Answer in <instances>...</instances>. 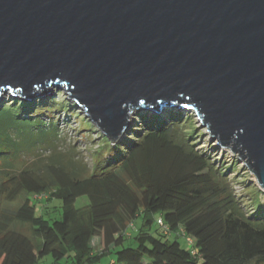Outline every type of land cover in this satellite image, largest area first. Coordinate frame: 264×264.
<instances>
[{"label": "water", "instance_id": "water-1", "mask_svg": "<svg viewBox=\"0 0 264 264\" xmlns=\"http://www.w3.org/2000/svg\"><path fill=\"white\" fill-rule=\"evenodd\" d=\"M66 91L116 142L194 110L264 190V0H0V94Z\"/></svg>", "mask_w": 264, "mask_h": 264}, {"label": "trees", "instance_id": "trees-1", "mask_svg": "<svg viewBox=\"0 0 264 264\" xmlns=\"http://www.w3.org/2000/svg\"><path fill=\"white\" fill-rule=\"evenodd\" d=\"M177 119L146 121L135 140L114 149L104 136L111 157L97 153L90 169L62 151L56 123L2 107L0 264L46 257L55 264H264L259 193L250 215L223 168L194 150L198 135ZM18 225L31 226L41 245ZM180 238H191V248Z\"/></svg>", "mask_w": 264, "mask_h": 264}, {"label": "rangeland", "instance_id": "rangeland-1", "mask_svg": "<svg viewBox=\"0 0 264 264\" xmlns=\"http://www.w3.org/2000/svg\"><path fill=\"white\" fill-rule=\"evenodd\" d=\"M50 92L46 95L33 93L32 99L25 98L22 95L11 92L0 94V109L5 106H17L21 108L24 117L36 115L46 123H56L60 130V143L62 151H70L71 155L80 161H83L90 169L93 168L94 163L92 158L101 153L104 159H109V155L105 150V143L103 141L104 134L100 128L92 122L83 107H81L74 99H71L66 86L53 85L49 86ZM6 91V90H3ZM23 102L25 105H21ZM181 125L185 129H191L195 132L197 138L194 139V150L200 154L211 155L216 166L223 168L225 174L228 176L230 185L232 186L237 198L241 199L245 204L246 210L251 215L254 212L252 208L254 204V193H259L260 200L264 206V190L260 187L256 177L251 173L250 169L239 157L231 150L222 148L217 144V141L210 137L207 129L202 125L194 110L176 107H166L161 112L154 109L137 110L131 114L129 125L122 136L116 142L110 141L112 149L122 141L129 142L135 140L136 132L140 131L142 126L153 118L158 117L166 123H172L171 118L181 117ZM188 116V120L184 123V119ZM49 117V118H48ZM155 120V119H154ZM178 120V119H177ZM179 122V121H177ZM176 122V123H177ZM195 135V136H196ZM131 137V139H129ZM105 150V151H104ZM104 152V153H103ZM46 157L48 154L45 155ZM28 160V159H26ZM29 161V160H28ZM27 164V162H25ZM50 204L49 206L53 207ZM161 215L155 216L154 229L158 228L157 221ZM17 230L24 232L34 243L36 247L41 245V239L34 235V230L31 226H16ZM180 243L184 248L190 249L184 238H180ZM96 249H101V239H95ZM40 264H55L51 257H46L41 260ZM59 264H72L71 260H63Z\"/></svg>", "mask_w": 264, "mask_h": 264}, {"label": "built area", "instance_id": "built-area-1", "mask_svg": "<svg viewBox=\"0 0 264 264\" xmlns=\"http://www.w3.org/2000/svg\"><path fill=\"white\" fill-rule=\"evenodd\" d=\"M161 226H164V222L162 220L159 221ZM189 244H193V240L191 238L186 239Z\"/></svg>", "mask_w": 264, "mask_h": 264}, {"label": "bare ground", "instance_id": "bare-ground-1", "mask_svg": "<svg viewBox=\"0 0 264 264\" xmlns=\"http://www.w3.org/2000/svg\"><path fill=\"white\" fill-rule=\"evenodd\" d=\"M52 87H53V86H52ZM2 92H5V93H6V92H7V90H6V91H2Z\"/></svg>", "mask_w": 264, "mask_h": 264}]
</instances>
